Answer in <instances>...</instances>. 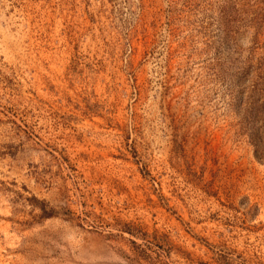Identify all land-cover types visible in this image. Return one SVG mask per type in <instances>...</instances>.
<instances>
[{
  "label": "rangeland",
  "instance_id": "1",
  "mask_svg": "<svg viewBox=\"0 0 264 264\" xmlns=\"http://www.w3.org/2000/svg\"><path fill=\"white\" fill-rule=\"evenodd\" d=\"M260 152L264 0H0V264H264Z\"/></svg>",
  "mask_w": 264,
  "mask_h": 264
},
{
  "label": "trees",
  "instance_id": "2",
  "mask_svg": "<svg viewBox=\"0 0 264 264\" xmlns=\"http://www.w3.org/2000/svg\"><path fill=\"white\" fill-rule=\"evenodd\" d=\"M253 141H254L255 145H257L258 141H260V140H258V138L256 137V138H254ZM259 143H261V142H259ZM260 146H261V144H260ZM263 157H264V153L263 152H260V154L258 155V158L259 159H263Z\"/></svg>",
  "mask_w": 264,
  "mask_h": 264
}]
</instances>
